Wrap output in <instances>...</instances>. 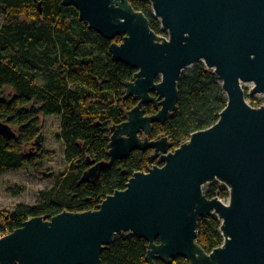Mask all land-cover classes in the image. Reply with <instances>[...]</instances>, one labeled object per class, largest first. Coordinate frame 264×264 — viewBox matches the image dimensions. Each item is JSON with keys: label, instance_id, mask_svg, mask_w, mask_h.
I'll use <instances>...</instances> for the list:
<instances>
[{"label": "water", "instance_id": "water-1", "mask_svg": "<svg viewBox=\"0 0 264 264\" xmlns=\"http://www.w3.org/2000/svg\"><path fill=\"white\" fill-rule=\"evenodd\" d=\"M150 1L168 36L157 34L130 0L63 4L106 38L121 36L111 53L136 69L123 97L138 102L109 127L110 160L92 163L81 181L134 150L151 149L155 163L96 210L27 219L0 237V264H102L103 250L126 232L148 240V264L178 255L191 264H264V104L251 105L243 87L253 83L250 94L264 93V0ZM198 61L214 70L228 98L218 121L177 147L165 135L152 139L153 124L177 107L182 74ZM147 104L156 112L146 114ZM0 133L16 134L2 121ZM214 180L228 186V202L205 194ZM208 214L218 215L224 236L211 252L196 241L198 220Z\"/></svg>", "mask_w": 264, "mask_h": 264}, {"label": "trees", "instance_id": "trees-1", "mask_svg": "<svg viewBox=\"0 0 264 264\" xmlns=\"http://www.w3.org/2000/svg\"><path fill=\"white\" fill-rule=\"evenodd\" d=\"M42 3V13L39 3ZM149 19L150 27L168 36L154 14L150 0H130ZM0 121L8 123L15 136L0 133V175L23 167L45 172L49 154L43 148V117L60 116L59 139L64 146L66 169L52 172L53 184L37 192L34 205L17 204L2 214L0 231L12 232L34 216H54L63 211L96 210L116 190L125 189L137 171H146L155 161L152 150H134L99 170L93 180L82 182L92 163L110 160L109 127L125 120L138 99L124 98L125 82L136 71L114 59L113 40L79 20L74 6L63 0H0ZM43 83L39 84L38 79ZM246 95L248 87H244ZM176 109L164 122L153 124L152 139L167 136L174 147L194 131L205 129L220 117L228 98L222 81L203 61L184 71L178 82ZM260 106L261 99L253 98ZM146 114L155 112L152 104ZM42 135L41 144L36 139ZM207 197L227 199L230 190L218 180L207 183ZM197 243L206 251L222 245L221 220L208 214L198 220ZM147 239L126 232L116 235L101 254L102 264H148ZM155 264H191L184 255Z\"/></svg>", "mask_w": 264, "mask_h": 264}, {"label": "rangeland", "instance_id": "rangeland-1", "mask_svg": "<svg viewBox=\"0 0 264 264\" xmlns=\"http://www.w3.org/2000/svg\"><path fill=\"white\" fill-rule=\"evenodd\" d=\"M188 69H191V67L186 70ZM37 82L42 84L43 80L39 78ZM252 86L253 83L243 85V87H248L249 92ZM249 92L246 95L249 103L253 102V98H257L261 99V104H264V93L250 94ZM43 122V148L49 152L44 161L45 172L44 174L38 173L23 167L0 175V225L3 224L2 214L12 212L17 204L34 205L37 202V192L53 184V178L50 173L63 172L66 169L64 146L59 139L61 132L60 116L55 114L43 117ZM206 185H204V188L207 187ZM221 199L224 202L229 201V198ZM8 233L6 230H1L0 234L3 235L0 237Z\"/></svg>", "mask_w": 264, "mask_h": 264}, {"label": "flooded vegetation", "instance_id": "flooded-vegetation-1", "mask_svg": "<svg viewBox=\"0 0 264 264\" xmlns=\"http://www.w3.org/2000/svg\"><path fill=\"white\" fill-rule=\"evenodd\" d=\"M153 94H155V93L153 92ZM155 112H156V110H155ZM155 112H154V113H155ZM141 135H142V133H141Z\"/></svg>", "mask_w": 264, "mask_h": 264}, {"label": "built area", "instance_id": "built-area-1", "mask_svg": "<svg viewBox=\"0 0 264 264\" xmlns=\"http://www.w3.org/2000/svg\"><path fill=\"white\" fill-rule=\"evenodd\" d=\"M5 234V233H4ZM3 234H0V236H2Z\"/></svg>", "mask_w": 264, "mask_h": 264}]
</instances>
